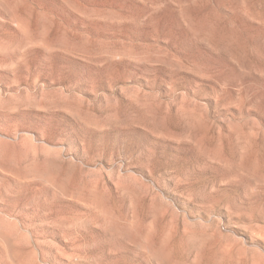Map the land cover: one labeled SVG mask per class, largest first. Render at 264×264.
<instances>
[{
    "label": "rangeland",
    "instance_id": "rangeland-1",
    "mask_svg": "<svg viewBox=\"0 0 264 264\" xmlns=\"http://www.w3.org/2000/svg\"><path fill=\"white\" fill-rule=\"evenodd\" d=\"M0 264H264V0H0Z\"/></svg>",
    "mask_w": 264,
    "mask_h": 264
}]
</instances>
